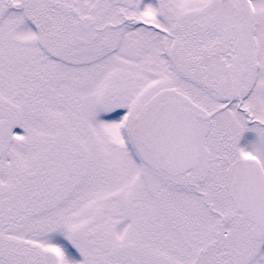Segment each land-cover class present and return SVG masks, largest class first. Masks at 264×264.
<instances>
[{"label": "snow or ice", "instance_id": "obj_1", "mask_svg": "<svg viewBox=\"0 0 264 264\" xmlns=\"http://www.w3.org/2000/svg\"><path fill=\"white\" fill-rule=\"evenodd\" d=\"M0 264H264V0H0Z\"/></svg>", "mask_w": 264, "mask_h": 264}]
</instances>
